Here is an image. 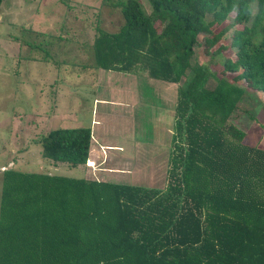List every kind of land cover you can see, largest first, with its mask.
<instances>
[{"label":"trees","instance_id":"1","mask_svg":"<svg viewBox=\"0 0 264 264\" xmlns=\"http://www.w3.org/2000/svg\"><path fill=\"white\" fill-rule=\"evenodd\" d=\"M148 1L116 2L123 24L98 30L90 67L178 84L168 184L5 169L0 264H264V147L232 123L247 88L264 92V0ZM197 46L232 50L231 80L195 63ZM91 135L52 129L41 156L85 165Z\"/></svg>","mask_w":264,"mask_h":264},{"label":"rangeland","instance_id":"2","mask_svg":"<svg viewBox=\"0 0 264 264\" xmlns=\"http://www.w3.org/2000/svg\"><path fill=\"white\" fill-rule=\"evenodd\" d=\"M118 1L3 0L0 192L2 172L8 168L75 178H100L99 171L107 168L123 172L127 183L161 189L168 184L178 84L90 67L98 30L116 32L123 24ZM140 1L149 12V1ZM231 52L209 56L197 46L193 61L222 76V63ZM223 76L231 80L233 73ZM236 84L245 87L243 81ZM214 85L210 77L206 86ZM94 98L112 102L98 100L93 105ZM232 123L246 132V143L264 147V92L247 88ZM90 125L92 138L121 144L123 149L101 147L102 156L86 162L89 170L41 156L42 135ZM173 142L177 144L178 138Z\"/></svg>","mask_w":264,"mask_h":264},{"label":"crops","instance_id":"3","mask_svg":"<svg viewBox=\"0 0 264 264\" xmlns=\"http://www.w3.org/2000/svg\"><path fill=\"white\" fill-rule=\"evenodd\" d=\"M3 3V2H2ZM1 3V4H2ZM14 23V22H13ZM17 24V23H15ZM103 101L105 103H108V102H112V101H107L105 99H98V98H94L93 100V105L96 103V101ZM109 103V104H110ZM175 107V106H174ZM96 119V118H95ZM173 120H174V114H173ZM91 123H94V124H98V121L97 120H92ZM173 123V121H172ZM91 127V125H90ZM173 129L171 128V131L173 130V134H175V129H174V123L172 125ZM93 128L91 127V132H92ZM94 133V132H93ZM173 137V136H172ZM100 138V137H99ZM99 138H92L91 139V147H90V151H89V155H88V159L87 161H89V159H99L102 155H101V147L103 146H108L109 148L113 149H123V147L121 146V144H112V143H109V142H105V141H102L101 139ZM172 139V138H171ZM170 147V146H169ZM169 149V148H168ZM79 167L80 166H87V169L89 170L91 168V166H89L88 164L85 163V165H78ZM103 170L99 171V177L100 178H96V179H100V180H107V179H110L108 181H114V182H124V183H127L125 182V178L122 177V175L124 174L123 172H120V171H113L112 169H107V168H102ZM116 178V179H114ZM129 183V182H128ZM131 183V182H130Z\"/></svg>","mask_w":264,"mask_h":264}]
</instances>
